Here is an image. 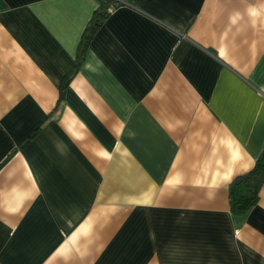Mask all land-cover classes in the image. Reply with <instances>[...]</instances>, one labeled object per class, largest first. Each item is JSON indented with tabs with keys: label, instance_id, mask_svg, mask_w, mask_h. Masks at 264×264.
<instances>
[{
	"label": "crops",
	"instance_id": "0c3cea01",
	"mask_svg": "<svg viewBox=\"0 0 264 264\" xmlns=\"http://www.w3.org/2000/svg\"><path fill=\"white\" fill-rule=\"evenodd\" d=\"M0 0V264H264V0Z\"/></svg>",
	"mask_w": 264,
	"mask_h": 264
},
{
	"label": "trees",
	"instance_id": "16d2710c",
	"mask_svg": "<svg viewBox=\"0 0 264 264\" xmlns=\"http://www.w3.org/2000/svg\"><path fill=\"white\" fill-rule=\"evenodd\" d=\"M98 8L87 25V37L90 39L109 13L111 6H117L121 0H97ZM264 182V151L257 159L254 167L237 176L229 185V203L231 212L243 214L258 200L260 189Z\"/></svg>",
	"mask_w": 264,
	"mask_h": 264
}]
</instances>
